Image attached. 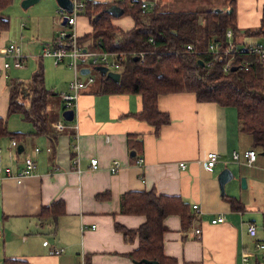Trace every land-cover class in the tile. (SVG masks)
I'll return each mask as SVG.
<instances>
[{
    "label": "crops",
    "instance_id": "crops-1",
    "mask_svg": "<svg viewBox=\"0 0 264 264\" xmlns=\"http://www.w3.org/2000/svg\"><path fill=\"white\" fill-rule=\"evenodd\" d=\"M147 1L167 10L207 9L206 4L212 2ZM233 1L239 31L256 28L264 0ZM119 19L113 18V24L122 30L132 27L131 17L123 22ZM53 23L59 28L54 17ZM76 27L78 34L91 28L82 14L78 15ZM10 35L14 33L0 29V47L8 44ZM240 38L248 43L264 41V37L247 34ZM8 69L7 76L0 71V116L6 118V125L10 114L7 80L17 74L18 68ZM96 82L97 78L81 90L74 120L61 116L53 123L55 139L34 133V127L22 129L24 135L15 140L20 141L23 150L17 152V148L13 151L8 146L11 138L0 137V264L8 257L23 258L29 264H137L128 253L138 246V236L126 240L114 224L139 227L145 215L120 212L119 198L125 191L151 188L158 194L179 196L193 213L187 227L182 226L176 213L163 219L167 227L163 232V252L176 258L177 264H240L244 250L251 254V264L257 259L261 262L255 243L264 242V201L257 203L260 196L256 194L258 180L254 174L262 173L264 179V170L254 167L256 162H262L258 156L252 165L231 157L233 150L252 147L251 136L240 129L235 107L199 101L191 91L163 93L157 105L169 114V121L155 132L153 125L136 116L141 110L139 94L101 92ZM66 91L67 86L60 93ZM76 130L78 171L72 164L71 146ZM130 133L138 135L135 151L128 145ZM131 140L134 143L135 139ZM35 147L39 150L35 151ZM209 150L218 153L211 168L204 164ZM131 151L135 154L131 155ZM26 154L33 158L35 168L17 181L15 176ZM137 155L144 158L141 165L131 161ZM91 157L98 158L97 168L89 166ZM112 159L121 164L116 172L109 170ZM224 169H229L232 176L221 189L218 174ZM241 175L246 178L248 193L241 190ZM57 199L63 211L40 216L41 208ZM193 204L198 206L195 216ZM217 215H223L224 220L212 223ZM257 220L262 221V226ZM248 223L256 226L254 236L246 230ZM195 227L201 228L199 238L193 232ZM52 248L62 251L53 254Z\"/></svg>",
    "mask_w": 264,
    "mask_h": 264
},
{
    "label": "trees",
    "instance_id": "trees-1",
    "mask_svg": "<svg viewBox=\"0 0 264 264\" xmlns=\"http://www.w3.org/2000/svg\"><path fill=\"white\" fill-rule=\"evenodd\" d=\"M11 1L0 0V29L8 25L3 9ZM141 2L85 0L80 14L86 16L91 28L79 34V41H87L91 49L123 52L119 60V80L116 82L97 72L98 90L139 94L141 110L136 116L153 125L155 132L169 121V114L159 110L157 105L158 97L163 93L191 91L199 101L234 106L241 131L251 136L252 148L264 151V63L256 53L238 52L233 60L237 67L225 71L222 70L224 58L206 52L210 41H225V30L228 28L234 38L245 45L249 43L240 38L243 35L264 37V4L259 25L240 32L236 26L233 0L225 9L193 10H167L157 6L145 9ZM123 15L132 18L130 29L122 30L113 24V18ZM188 43L193 45L194 50L186 49ZM139 51L143 52V57L138 55L135 58L134 53ZM7 85V113H18L32 123L34 133H44L55 139L57 132L52 126L61 114L49 103L52 102L51 97L61 93L45 86L42 64L39 63L28 80L11 77ZM23 135L21 131L8 130L6 118L0 116V137L19 140ZM131 138L135 139L134 143ZM137 141L138 135L130 133L128 145L131 150L138 148ZM131 158L134 162V156ZM119 210L145 215L144 222L134 229L117 222L114 224L126 240L138 236V246L128 253L135 263L145 264L141 259L146 258L155 259L159 264H177L176 258L163 252V232L167 229L163 219L176 213L182 226L187 227L193 213L186 202L176 195L158 194L153 188L129 190L120 195ZM61 211L63 204L57 199L43 206L40 216L56 215ZM2 264L29 262L19 257H8L3 259ZM254 264L263 263L257 259Z\"/></svg>",
    "mask_w": 264,
    "mask_h": 264
},
{
    "label": "built area",
    "instance_id": "built-area-1",
    "mask_svg": "<svg viewBox=\"0 0 264 264\" xmlns=\"http://www.w3.org/2000/svg\"><path fill=\"white\" fill-rule=\"evenodd\" d=\"M141 6L145 9L152 8L153 2L150 3L147 0H141ZM72 10L67 11L62 7L57 8V14L54 16L56 23L59 28L56 36L54 37L52 44L45 45L42 48L43 56L52 57L53 63L58 65L67 59V64L73 69V77L69 80L67 85V91L62 93L63 109H73L75 118V109L77 107V99L82 89L87 87L89 84L96 80V76L91 72L92 65H104L108 69L119 71V60L123 55L120 51H110V50H98L91 49L88 46L87 41H79V34L77 31V18L82 11L85 0H71ZM187 50H194L191 43L186 44ZM249 51L259 55L261 61L264 63V41H257L254 43H249L245 45L240 41L236 40L233 36V32L230 28L225 30V41L213 40L210 41L206 46V52L216 54L224 58L222 63V70H229L233 64V60L238 52ZM135 56L143 57V52L139 51L134 53ZM25 54L22 52L21 46L17 42H10L4 46L0 47V71L6 74V70L10 67L19 68L24 65ZM88 58L91 66L85 65L82 61ZM93 66V67H94ZM88 68L87 73H81L80 68ZM97 71V70H96ZM99 72V71H98ZM79 74H84L85 78H81ZM74 118L72 120H74ZM65 120V119H64ZM70 120V121H72ZM75 129H77V124H75ZM77 136V130L73 134L72 149L74 151L72 157V164L78 171V155L77 151L79 149V141ZM108 139V136H105ZM18 142L11 138L9 142V147L17 148ZM47 150L50 147L47 146ZM39 148L35 147V151ZM256 149L246 148L242 151L233 150L231 152V157L237 162H243L247 165H252L256 159ZM218 159V153L214 150H209L205 154L204 164L207 168H211ZM24 165L20 172L15 176L17 181L25 175L31 174L35 168V162L33 158L26 154L24 156ZM144 161L142 155H137L134 157V163L141 165ZM99 165L98 158L91 157L89 161V166L91 168H97ZM183 166V163H180ZM121 164L117 159H112L110 161L109 170L111 172H116L119 170ZM193 209L195 210L194 216L198 213L197 204H193ZM224 220L223 215H217L211 219L212 223L221 222ZM246 230L249 235L254 236L256 233V226L254 223H248ZM193 232L197 238L201 235V228L195 227ZM256 248L260 251L261 262L264 264V242L257 241L255 243ZM62 248H52L50 250L53 254H59ZM250 253L246 250L241 251L240 254V264H251Z\"/></svg>",
    "mask_w": 264,
    "mask_h": 264
},
{
    "label": "rangeland",
    "instance_id": "rangeland-1",
    "mask_svg": "<svg viewBox=\"0 0 264 264\" xmlns=\"http://www.w3.org/2000/svg\"><path fill=\"white\" fill-rule=\"evenodd\" d=\"M22 0H12L3 9V14L8 18L7 30L14 33V36H9V42H17L20 44L22 52L25 54V62L22 67L15 70L16 75L11 77L20 80H28L33 71L38 67L39 63L42 64L44 72V84L46 87L58 93L65 91L67 83L73 77V69L67 63L61 62L58 65L53 63L52 57L43 56L42 48L45 45L52 44L54 37L57 34L58 27L53 23V17L57 14V2L56 0H37L27 7L22 6ZM229 5L228 0H212V2L206 4L209 8H227ZM218 6V7H216ZM128 15L120 17L119 22H123L129 19ZM21 24H23L21 26ZM87 27V24H85ZM53 35V36H52ZM67 61V59H66ZM83 64L91 66L88 58L82 61ZM91 66V72L96 76L98 80V71ZM13 67L9 68V71H13ZM81 78H85L84 74H79ZM97 83V82H96ZM51 103H49L52 109L58 110L61 114V106L63 103L62 94H57L51 97ZM7 127L11 131H20L22 129L31 128L32 123L23 119L18 113H10L7 117ZM15 151V148H11ZM11 150V151H12ZM257 156L261 161L255 163L256 170H264V154L260 150H256ZM254 163V162H253ZM241 164V163H240ZM241 175L239 177L241 186ZM262 173H255L254 178L257 181L256 194L260 196L257 203L264 201V179ZM245 177V176H244ZM256 177H261L260 179ZM246 179V178H245ZM241 190L244 193L250 192L248 188L242 187ZM257 220V224L262 226V221Z\"/></svg>",
    "mask_w": 264,
    "mask_h": 264
},
{
    "label": "water",
    "instance_id": "water-1",
    "mask_svg": "<svg viewBox=\"0 0 264 264\" xmlns=\"http://www.w3.org/2000/svg\"><path fill=\"white\" fill-rule=\"evenodd\" d=\"M35 1H37V0H22L21 4L23 7H27L28 5L34 3ZM56 2L58 4V6L66 9L67 11L72 10L71 0H56ZM136 57L137 56H135V58ZM236 67H237L236 65H232L230 67V69L233 70ZM94 69L101 72V73H104L107 77H110L111 79H113L116 82L119 80V76H120L119 71L108 69L104 65H95ZM88 71H89L88 68H85V67L80 68L81 73H87ZM61 116L63 119L70 121L74 118V110L73 109H63L61 111ZM22 150H23V145L21 143H19L17 145V152H21ZM261 153L264 154V151H261ZM130 154L134 155L135 153L133 151H131ZM231 176H232V173L230 172L229 169H224L218 174V180H219V184H220L221 189H223L224 183L227 180H229L231 178ZM241 186L246 187V180H245L244 176L241 177ZM141 262H144L145 264H159V262L155 259L143 258V259H141Z\"/></svg>",
    "mask_w": 264,
    "mask_h": 264
}]
</instances>
